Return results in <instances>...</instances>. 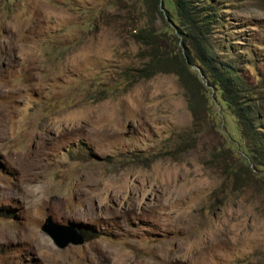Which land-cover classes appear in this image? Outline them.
<instances>
[{"label":"rangeland","instance_id":"rangeland-1","mask_svg":"<svg viewBox=\"0 0 264 264\" xmlns=\"http://www.w3.org/2000/svg\"><path fill=\"white\" fill-rule=\"evenodd\" d=\"M212 1L222 60L263 89L264 134V0ZM146 10L0 0V264H264V183L215 157L233 118L214 97L217 130L195 124L172 73L120 80L147 60V22L164 26ZM48 217L85 244L59 249Z\"/></svg>","mask_w":264,"mask_h":264},{"label":"trees","instance_id":"trees-1","mask_svg":"<svg viewBox=\"0 0 264 264\" xmlns=\"http://www.w3.org/2000/svg\"><path fill=\"white\" fill-rule=\"evenodd\" d=\"M131 1L158 13L164 26L157 28L153 21H148L147 28L136 36L149 54L141 66L123 71L120 80L125 89L158 73H172L186 91L195 124L211 122V127L217 130L215 97L225 117L233 118L238 131L237 136L229 133L232 142L228 140L217 147L215 157L223 162L225 172L237 179L253 177L264 183V134L259 109L263 89L247 82L235 64L222 60L212 38L213 26L220 18L214 1L163 0L164 11L160 9V0ZM139 24L140 19L136 17L130 25L137 30ZM118 87L103 92L112 96L120 91ZM234 157L238 164L230 162Z\"/></svg>","mask_w":264,"mask_h":264},{"label":"water","instance_id":"water-1","mask_svg":"<svg viewBox=\"0 0 264 264\" xmlns=\"http://www.w3.org/2000/svg\"><path fill=\"white\" fill-rule=\"evenodd\" d=\"M163 0H160V9L163 10ZM42 231L50 236L59 249H66L68 246H81L85 244V237L75 232L70 226L56 223L52 217H48L42 226Z\"/></svg>","mask_w":264,"mask_h":264}]
</instances>
